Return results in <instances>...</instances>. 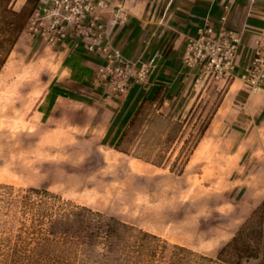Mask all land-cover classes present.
<instances>
[{"label":"rangeland","instance_id":"obj_1","mask_svg":"<svg viewBox=\"0 0 264 264\" xmlns=\"http://www.w3.org/2000/svg\"><path fill=\"white\" fill-rule=\"evenodd\" d=\"M26 2L10 4L19 9ZM30 24L27 19L0 69V264H32L23 259L30 238L45 234L48 214L62 203L90 207L166 243L157 255L139 257L142 264H224L218 251L264 200V136L238 147L228 131L206 133L185 159L225 83L200 79L180 98L169 100L162 91L144 98L110 146L101 139L100 114L103 98L115 95L108 78L90 106L61 102L43 113L61 70L57 44ZM173 246L190 253L171 255Z\"/></svg>","mask_w":264,"mask_h":264},{"label":"crops","instance_id":"obj_2","mask_svg":"<svg viewBox=\"0 0 264 264\" xmlns=\"http://www.w3.org/2000/svg\"><path fill=\"white\" fill-rule=\"evenodd\" d=\"M119 1L125 14L123 22L112 21L106 12L102 14L110 46L136 64L149 61L155 53L158 57L145 84L134 83L122 94L103 98L101 139L110 146L117 142L144 98H153L162 91L167 99L173 100L188 92L198 71L182 63L186 41L196 35L197 27L205 18L217 29L223 12L221 0ZM227 26L240 38L234 68L236 76L225 83V93L203 135L228 131L235 137L232 144L248 146L245 140L264 136L257 131L264 125V90L249 91L239 74L254 45L264 40V0L251 3L235 0L227 15ZM55 52L61 71L43 98V113L60 107L61 102L90 106L94 97L106 91L107 78L99 76L97 71L105 64L104 57L87 51L79 40L71 37L59 42Z\"/></svg>","mask_w":264,"mask_h":264},{"label":"trees","instance_id":"obj_3","mask_svg":"<svg viewBox=\"0 0 264 264\" xmlns=\"http://www.w3.org/2000/svg\"><path fill=\"white\" fill-rule=\"evenodd\" d=\"M10 1L0 0V69L39 0H26L19 9H14ZM30 2L33 5L28 10ZM209 121L198 129L186 161ZM29 191L49 194L46 189L30 188ZM63 205L66 203L60 204L55 213L48 214L45 234L30 238L32 247L23 259L32 264H142L139 257L144 253L155 256L166 249V243L159 244V237L153 233L87 206ZM172 248L170 254L174 256L190 253L181 246ZM217 258L224 264H241L242 260L249 259L255 260V264H264V200L220 248Z\"/></svg>","mask_w":264,"mask_h":264},{"label":"built area","instance_id":"obj_4","mask_svg":"<svg viewBox=\"0 0 264 264\" xmlns=\"http://www.w3.org/2000/svg\"><path fill=\"white\" fill-rule=\"evenodd\" d=\"M249 3L254 0H247ZM235 0H221L222 14L218 27L208 18L197 27L196 35L188 37L182 53V63L197 69L195 82L200 79L226 83L235 78V59L240 43L237 33L227 26V15ZM108 13L114 22H123L125 14L119 0H39L28 21L30 28L50 46L67 37H77L89 52L105 59L100 70L108 78L114 93L122 94L132 84H145L155 66V53L149 61L136 64L110 46L106 37L102 14ZM246 66L239 74L249 91L264 90V40L254 45Z\"/></svg>","mask_w":264,"mask_h":264},{"label":"bare ground","instance_id":"obj_5","mask_svg":"<svg viewBox=\"0 0 264 264\" xmlns=\"http://www.w3.org/2000/svg\"><path fill=\"white\" fill-rule=\"evenodd\" d=\"M11 85V84H10ZM8 90H9V88H8ZM2 95H4V94H2ZM11 95H14V94H11ZM5 96H7V95H5ZM9 96V95H8ZM15 104V103H14ZM12 106V105H11ZM13 107V106H12ZM13 177V176H12Z\"/></svg>","mask_w":264,"mask_h":264}]
</instances>
